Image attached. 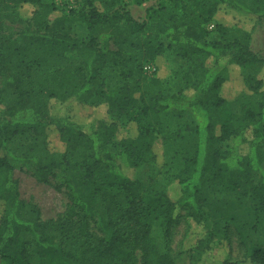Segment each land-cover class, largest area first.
Instances as JSON below:
<instances>
[{"label":"trees","instance_id":"16d2710c","mask_svg":"<svg viewBox=\"0 0 264 264\" xmlns=\"http://www.w3.org/2000/svg\"><path fill=\"white\" fill-rule=\"evenodd\" d=\"M27 4L34 5L29 18L19 10ZM10 6L12 14L5 12ZM89 7L86 14L66 15L41 0H0V151L5 152L0 157V264H31V246L40 264H264L263 249L241 261L211 254L215 246H230L233 226L245 242L242 216L253 210L264 216V58L251 48V30L218 21L222 13L253 25L264 21V2L163 0L144 22L124 7L112 13L93 3ZM78 20L87 26L88 40L74 33ZM169 50L188 63L180 89L172 94L159 88L157 73L144 72ZM70 55L80 58L74 66ZM124 65H130L121 73L125 80L110 87L104 74ZM45 69L53 76L37 80ZM235 69L245 90L229 99L223 93ZM52 101L59 104L55 113ZM80 106L98 116L84 122L70 114ZM168 116L176 122L172 132L148 123L150 117L163 122ZM188 117L190 125L181 128ZM130 124L136 125V135L119 138ZM50 132L64 152L50 150ZM27 133L40 141L19 160L26 172L44 185L58 171L63 174L55 188L64 189L69 206L59 234L50 227L54 221L43 222L39 210L21 197L17 157L9 144ZM230 141V147H221ZM156 145L163 157L169 146L173 157L184 161L163 188L157 187L163 166ZM149 156L155 166L144 186L137 172ZM216 185L235 191L229 207L211 198ZM182 212L203 233L173 257L160 250L152 228L157 224L168 237Z\"/></svg>","mask_w":264,"mask_h":264},{"label":"rangeland","instance_id":"374dc122","mask_svg":"<svg viewBox=\"0 0 264 264\" xmlns=\"http://www.w3.org/2000/svg\"><path fill=\"white\" fill-rule=\"evenodd\" d=\"M43 3H53L55 7L66 15H69L71 11H75L76 15L79 12L88 13L90 11V3H93L96 8L101 12L112 13V11L123 7L128 10L134 19L139 22H144L148 20L147 13L149 9L153 6H156L157 3L163 2V0H150L144 3L143 6H136L131 3V1L122 0L121 5L115 4L114 0H41ZM249 3H252L256 0H246ZM264 2V0H261ZM171 7V4H170ZM22 8V9H20ZM19 10L21 15L25 18L32 16L34 11V5L27 4L20 7ZM6 13L12 14L14 11L10 6L9 10L5 11ZM59 12L55 13L53 17L59 16ZM218 21L225 23L229 26L239 25L247 30H251L252 39H251V48L255 54L259 57L264 58V21H259L253 25L251 22H247L244 19L232 18L230 16H225L223 13L218 17ZM74 33L81 38L88 40L90 33L87 30V26L81 21H76L73 26ZM10 38H15L11 34H7ZM217 35L211 34L210 39H216ZM71 62L70 64L74 66L80 60V58L70 55ZM137 60L142 62V55L137 51ZM188 63L184 60L179 59L174 55L172 51H167L165 55L157 59L156 68L157 74L156 79L160 81V89L166 94L175 93L180 89L182 85V74L188 68ZM130 69V65H124L122 67L111 70L108 73L104 74L105 82L110 85V87H117L123 83L122 72ZM53 76L52 69L40 70L37 74L36 79L39 81L49 80ZM151 77L152 75L147 74ZM264 78V73L262 74ZM245 90V87L242 83L241 76L239 75L238 69H235L233 72L232 80L224 88V96L233 99L239 92ZM7 101V98L4 99ZM59 108L57 101H52L51 103V113H55ZM237 106L234 104L233 109L236 110ZM81 109V110H80ZM76 109H71L70 114L74 115L76 118L85 122V120L90 121L94 119L98 114H90L86 110V107L80 106ZM99 115L104 117V111L100 110ZM158 117H150L148 123L152 128L157 129L158 131L167 130L172 132L176 128V122L173 120V117L165 118L163 122L160 121ZM163 120V119H162ZM190 117L185 118L184 128L187 125H190ZM177 130V129H176ZM182 132V131H181ZM137 133V128L135 124H130L125 130H121L119 138L123 137H134ZM186 132H184L185 134ZM169 136V134H168ZM40 141L36 139L33 135L27 133L21 136H18L11 140L9 144V149L17 157V162L15 164V178L19 180L21 197L26 203L34 205L41 214V220L43 222L54 221V226L50 227L54 232L59 234L61 233V226L65 219V214L68 210L69 201L64 189L56 190V186H60L63 181L62 172L58 171L57 176L51 180V183L48 185L39 184L37 181L26 172V170L21 166V160L26 154L28 148L33 145L35 142ZM232 141L224 143L221 145L223 149H227L232 145ZM49 146L50 150L54 153H62L65 150L64 144L61 142L60 138L56 133L50 132L49 135ZM116 150V149H113ZM154 153H157L160 157L158 162L160 166H163L161 169L160 175H158L157 187L163 188L173 178V175H176L184 166V161L182 157L179 156L176 158L173 157L175 150L172 147L165 149V156L163 157L164 150L162 146H155ZM5 152L0 151V157H3ZM177 155V153H176ZM151 156L147 159V162L138 170L137 176L140 183L144 186L150 184V179L152 177L155 163L150 160ZM166 162V164H165ZM165 165V166H164ZM264 167V165H263ZM253 181L255 185H259L261 182V177L258 173L253 175ZM211 198L219 202L225 207H229L235 200L236 193L228 188L216 185L213 186L210 190ZM124 201V198L121 200ZM254 205V203H253ZM239 223L245 227L246 240L243 243V239L239 236L235 227L230 228V246L224 245L223 247L215 246V250L211 253L212 258L214 259H225L228 258L232 261H241L246 259L248 256L252 255L253 252L257 249L264 250V216H257V213L253 212L248 213L242 216L239 220ZM93 233L96 235V231L92 229ZM66 232V231H65ZM153 235L158 240L159 248L162 252L169 253L173 257H177L181 252L187 251L186 249L195 245V243L201 238L203 230L201 227L197 226L195 223L190 221L187 217L186 212L181 213V218L178 221V224L175 225L168 237H166L165 229L153 224L152 228ZM67 233V232H66ZM189 254V253H186ZM194 260L196 261L199 257L197 252H191ZM188 262V260H185ZM30 263L31 264H40V261L35 253L34 247H30Z\"/></svg>","mask_w":264,"mask_h":264},{"label":"built area","instance_id":"2783aa9c","mask_svg":"<svg viewBox=\"0 0 264 264\" xmlns=\"http://www.w3.org/2000/svg\"><path fill=\"white\" fill-rule=\"evenodd\" d=\"M127 1H132V0H127ZM212 28H213V25L210 27V29ZM144 72L146 75L147 74L154 75L157 72L156 65H153V64L145 65Z\"/></svg>","mask_w":264,"mask_h":264}]
</instances>
